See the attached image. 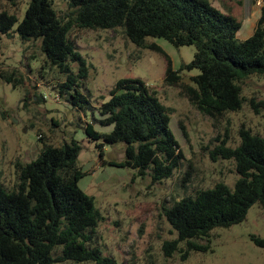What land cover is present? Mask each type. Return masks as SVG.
Listing matches in <instances>:
<instances>
[{
  "label": "trees",
  "instance_id": "obj_1",
  "mask_svg": "<svg viewBox=\"0 0 264 264\" xmlns=\"http://www.w3.org/2000/svg\"><path fill=\"white\" fill-rule=\"evenodd\" d=\"M5 1L15 6L19 0ZM67 1L69 11L59 15L52 0H29L16 32L24 41L39 42L44 62L65 77L58 93L77 107L89 103L80 89L88 66L69 38L73 27L120 28L136 46L159 51V46L146 42L147 36L163 37L174 46L194 45L192 60L180 69H172L168 61L164 81L175 84L181 70L197 69L190 76L187 96L206 115L239 110L244 101L240 82L251 75H264V6L252 34L238 39L241 21L209 0ZM16 21L14 13L2 9L0 34H9ZM0 80L13 85L24 81L15 69L0 70ZM250 100L254 107L264 109V99ZM98 121L111 125V130L101 133L87 123L85 134L102 140L98 148L124 143V160L117 166L131 168L140 177L149 176L153 184L170 179L178 169L183 154L169 128L168 108L142 79H118L109 99L99 106ZM239 134L237 146L228 147L223 139L213 152L234 161L237 179L232 189L219 182L163 208L177 235L163 243L166 257L179 252L185 260L192 251H209L213 230L241 223L255 204L264 207V136L249 129H240ZM79 152L75 140L44 143L36 159L15 165L14 189L6 190L0 183V264H117L92 245L103 217L93 197L78 187L85 175L78 165ZM250 239L257 246L264 244L255 236Z\"/></svg>",
  "mask_w": 264,
  "mask_h": 264
},
{
  "label": "rangeland",
  "instance_id": "obj_2",
  "mask_svg": "<svg viewBox=\"0 0 264 264\" xmlns=\"http://www.w3.org/2000/svg\"><path fill=\"white\" fill-rule=\"evenodd\" d=\"M209 1L241 21L238 39L250 36L264 6V2L257 4L256 0ZM28 2L19 0L11 6L0 0V11L5 9L17 16L9 34H0V70L15 69L24 79L21 85L0 80L1 185L6 190L14 189L15 165L36 159L44 143L60 145L75 140L80 145L78 165L85 174L78 187L93 197L103 217L92 240L103 256L114 258L117 264H264V244L257 246L250 239L255 236L264 242V207L258 204L249 209L241 223L213 230L207 252L192 251L183 260L179 252L166 257L162 251L165 241L177 238L163 208L174 200L193 196L199 189H211L219 182L233 188L237 179L235 163L213 153L216 146L223 139L226 146H237L240 129L264 136V109L254 107L250 100L264 99V75H251L240 82L244 101L239 110L206 115L187 96L192 85L190 76L197 74V69L181 70L180 80L175 84L164 81L168 61L172 69H180L192 60L194 45L174 46L163 37L147 36L146 42L159 46V51L136 46L120 28L73 27L69 38L88 66L80 89L87 94L89 103L80 108L58 93V84L65 77L55 66L44 62L39 42L24 41L16 32ZM52 2L59 15L69 11L67 0ZM72 68L76 71L77 65ZM120 78L142 79L168 108L169 128L183 154L170 179L153 184L149 176L140 177L131 168L117 166L124 160V143L98 148L102 140H93L85 134L87 123L101 133L111 130V125L98 121L99 106L109 99L111 88ZM40 136L43 140L38 139ZM180 248H185L183 242Z\"/></svg>",
  "mask_w": 264,
  "mask_h": 264
},
{
  "label": "built area",
  "instance_id": "obj_3",
  "mask_svg": "<svg viewBox=\"0 0 264 264\" xmlns=\"http://www.w3.org/2000/svg\"><path fill=\"white\" fill-rule=\"evenodd\" d=\"M263 2H264V0H256L257 4H260V3H263ZM44 97H47V96L45 95Z\"/></svg>",
  "mask_w": 264,
  "mask_h": 264
},
{
  "label": "crops",
  "instance_id": "obj_4",
  "mask_svg": "<svg viewBox=\"0 0 264 264\" xmlns=\"http://www.w3.org/2000/svg\"><path fill=\"white\" fill-rule=\"evenodd\" d=\"M253 32V31H252ZM252 33H250V35H251Z\"/></svg>",
  "mask_w": 264,
  "mask_h": 264
}]
</instances>
